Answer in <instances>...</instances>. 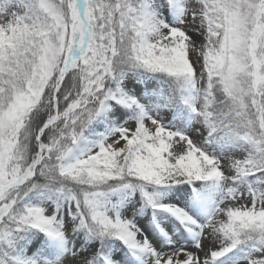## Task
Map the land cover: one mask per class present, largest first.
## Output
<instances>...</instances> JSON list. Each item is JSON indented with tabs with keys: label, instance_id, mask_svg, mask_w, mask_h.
Segmentation results:
<instances>
[{
	"label": "snow or ice",
	"instance_id": "obj_1",
	"mask_svg": "<svg viewBox=\"0 0 264 264\" xmlns=\"http://www.w3.org/2000/svg\"><path fill=\"white\" fill-rule=\"evenodd\" d=\"M0 264H264V0H0Z\"/></svg>",
	"mask_w": 264,
	"mask_h": 264
}]
</instances>
